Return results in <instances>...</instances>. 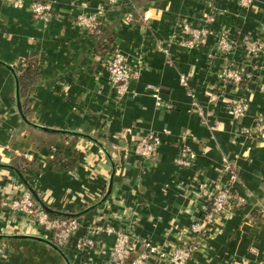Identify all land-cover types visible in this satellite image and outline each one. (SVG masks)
Segmentation results:
<instances>
[{"label":"crops","instance_id":"0c3cea01","mask_svg":"<svg viewBox=\"0 0 264 264\" xmlns=\"http://www.w3.org/2000/svg\"><path fill=\"white\" fill-rule=\"evenodd\" d=\"M53 4L52 19L43 22L36 21L29 9L0 0V59L13 64L18 73L26 117L48 128L21 117L15 76L0 64V161L24 166L23 174L30 175L32 180L27 179L47 205L78 214L82 226L62 246L71 264H108L113 236L96 237L97 248L87 253L75 246L87 225L93 224L132 227L138 238L171 249L204 198L199 183L215 185L223 157L235 167V190L245 202L189 264H226L234 257H250L248 247L253 243L264 251V141L241 133L264 114V54L249 58L242 49L215 54L213 38L207 46L191 50L168 42L186 19L194 25L208 20L212 28L239 41L246 36L264 39V0H251L249 6L240 0L128 4L120 0L113 5L106 0H53ZM98 6H104L106 14L97 29L87 32L76 25L77 13ZM130 10L133 18L127 22L124 15ZM114 46L132 60L141 55L144 65L121 98L105 67ZM27 58L38 65L37 77L23 95L17 66ZM229 63L252 76L224 83L218 73ZM183 74L188 75L186 87ZM153 86L159 89L162 105L153 96ZM190 91L196 94L202 115L193 110ZM240 99L249 102V110L233 121L228 106ZM149 131L158 133L162 143L153 158L145 159L130 146ZM98 141L116 163L113 187L102 203L113 167ZM182 144L197 154L189 167L174 161ZM25 188L14 171L0 167V233L52 239L49 231L6 204ZM0 241L5 247L0 264H68L42 241L17 236Z\"/></svg>","mask_w":264,"mask_h":264},{"label":"built area","instance_id":"2783aa9c","mask_svg":"<svg viewBox=\"0 0 264 264\" xmlns=\"http://www.w3.org/2000/svg\"><path fill=\"white\" fill-rule=\"evenodd\" d=\"M17 8H27L36 21L48 22L54 15L53 0H4ZM120 0H106L109 5L118 3ZM129 3L130 0H123ZM215 1V0H210ZM243 6H249L251 0H240ZM106 14L104 6H98L93 11L77 13L74 21L78 27L90 32L96 29ZM132 10L126 12L124 20L131 21ZM179 33L168 40L170 44L175 43L184 49L191 50L197 47L207 46L209 39L213 38V53L230 54L235 49H242L248 57H256L264 54V39L246 36L242 41L231 38L223 29L216 30L209 25V21L194 25L188 19L180 23ZM161 49L169 54L168 47L160 42ZM105 67L108 72L110 85L114 88L117 98L123 97L130 83L139 79L144 69L142 56L137 59L129 58L119 47L114 46L107 53ZM251 73L243 70L241 66L229 63L223 66L218 77L224 83H239L245 78H250ZM181 81L185 87L188 85V75H181ZM154 88L153 96L157 98V104L162 105V99L157 87ZM264 88V87H263ZM193 99V110L200 115L203 114L196 94L189 92ZM249 110V102L244 99L233 101L228 106L231 119L238 120ZM0 116V121H1ZM248 139L264 141V114L255 117L253 123L242 129L241 132ZM162 140L158 133L149 131L142 135L130 150L135 154L151 159L157 153ZM196 152L188 145L182 144L174 161L177 165L189 167L196 160ZM238 175L235 167L227 157L222 159V173L212 188L205 183H199L200 194L203 198L199 204L197 213L193 216L189 227L183 228L176 236V243L171 249H166L149 238H138L134 229H119L106 224L87 225L86 234L75 241V246L82 253L93 251L97 248L102 235L113 236L112 244L108 250V264H157V260H163L166 264H189L196 253L207 247L213 236L219 233L229 218L232 217L236 208L245 202L235 190ZM6 204L17 211L22 212L29 223L38 225L49 231L52 240L60 246L66 245L73 240L75 234L80 230L82 223L78 217H53L42 209L27 188L20 194L11 198ZM98 237V238H96ZM98 239V240H97ZM5 247L0 241V258L4 256ZM102 250V247L99 248ZM105 253L104 249L102 250ZM250 257H234L227 260L226 264H264V251L255 243L249 245Z\"/></svg>","mask_w":264,"mask_h":264},{"label":"water","instance_id":"95a60500","mask_svg":"<svg viewBox=\"0 0 264 264\" xmlns=\"http://www.w3.org/2000/svg\"><path fill=\"white\" fill-rule=\"evenodd\" d=\"M0 64L8 67L13 72V74L15 76V79H16V101H17V104H18V111H19L21 117L27 123H29V124H31L33 126H36V127H39V128H43V129H48L47 127H45L43 125H38V124H35V123L31 122L26 117V115H25V113L23 111V108H22V101H21V94H20V82H19L18 73H17L15 67L13 66V64L8 63L6 61H3L1 59H0ZM98 143L101 145L103 151L110 158L111 163H112V167H113V173H112L111 178H110V184H109L108 190H107L105 196L99 201V203H102L107 198L108 194L110 193V191H111V189L113 187V178H114V174H115V171H116V163H115V160L113 159L112 154L108 151V149L106 148V146L104 144L100 143L99 141H98ZM0 167L8 168V169H11L12 171H14L17 174V176L19 177V179L25 184L27 190L34 197V199L38 203V205L42 209H44L45 211H47L48 213H51V214H59V215H63V216H66V217H77L78 216L77 213H69V212H66V211H61V210L54 209V208L50 207L49 205H47V203H45V201L37 193V191L33 187L32 183L27 179V177L23 174V172H21V170L16 165H14L13 163L0 161ZM98 204L91 205L87 209L93 208V207L97 206ZM12 236L25 237V238H33V239L42 241L44 243H47V244L51 245L56 251H58L64 257V259L66 260V262L68 264H71V262H70V260H69V258L67 256V254L63 250L62 246H60L58 243L54 242L52 239H48L46 237L39 236V235H31V234L6 235V234L0 233V238H7V237H12Z\"/></svg>","mask_w":264,"mask_h":264},{"label":"trees","instance_id":"16d2710c","mask_svg":"<svg viewBox=\"0 0 264 264\" xmlns=\"http://www.w3.org/2000/svg\"><path fill=\"white\" fill-rule=\"evenodd\" d=\"M97 28L98 27H96V29ZM37 66L38 65L35 63V61L32 58H27V59L20 61V63L17 66V69L20 72L23 95H25L28 85H30L33 82V80H35V78L37 77ZM15 165L21 170V172L26 174L27 171L24 168V166H22L21 164H17V163H15ZM27 178L29 180H32L30 175H27ZM49 214L53 217H66V216L59 215V214H51V213Z\"/></svg>","mask_w":264,"mask_h":264},{"label":"rangeland","instance_id":"374dc122","mask_svg":"<svg viewBox=\"0 0 264 264\" xmlns=\"http://www.w3.org/2000/svg\"><path fill=\"white\" fill-rule=\"evenodd\" d=\"M33 197V196H32ZM34 198V197H33ZM10 208V207H9ZM12 209V208H11ZM14 210V209H13ZM17 211V210H16Z\"/></svg>","mask_w":264,"mask_h":264}]
</instances>
